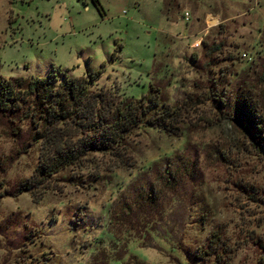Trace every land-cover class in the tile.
<instances>
[{
  "label": "rangeland",
  "instance_id": "1",
  "mask_svg": "<svg viewBox=\"0 0 264 264\" xmlns=\"http://www.w3.org/2000/svg\"><path fill=\"white\" fill-rule=\"evenodd\" d=\"M64 70L96 72L87 88L112 105L169 114L131 128L117 154L88 151L45 177L35 200L14 193L34 176V127L0 115V264L264 260V157L213 102L238 85L264 92V0H0V76L56 84ZM213 233L224 250L207 248Z\"/></svg>",
  "mask_w": 264,
  "mask_h": 264
},
{
  "label": "trees",
  "instance_id": "2",
  "mask_svg": "<svg viewBox=\"0 0 264 264\" xmlns=\"http://www.w3.org/2000/svg\"><path fill=\"white\" fill-rule=\"evenodd\" d=\"M65 73V70L58 72L56 84L53 72L45 77L0 76V115L9 121L18 115L27 118L34 127L33 141H39L34 176L18 183L14 191H27L33 200L41 195L33 188L45 177L67 165L78 164L88 151L117 154L131 128L139 122L160 126L169 114L163 110L159 118L150 119L149 104L143 106L129 98L122 105H112L110 92L105 88H87L96 72H84V76L78 77ZM257 81L264 88V71ZM211 82L215 84L214 80ZM241 86L230 96L220 91L221 95L213 98L214 106L233 129L242 133L247 147L264 157V92L254 98ZM152 95L153 91L146 96L148 101ZM138 201L145 204L144 210L153 204L148 193ZM129 212L127 206L122 205L117 215L126 217ZM220 238L219 233H213L207 248L224 250ZM260 264H264V260Z\"/></svg>",
  "mask_w": 264,
  "mask_h": 264
},
{
  "label": "built area",
  "instance_id": "3",
  "mask_svg": "<svg viewBox=\"0 0 264 264\" xmlns=\"http://www.w3.org/2000/svg\"><path fill=\"white\" fill-rule=\"evenodd\" d=\"M185 15V14H184Z\"/></svg>",
  "mask_w": 264,
  "mask_h": 264
}]
</instances>
